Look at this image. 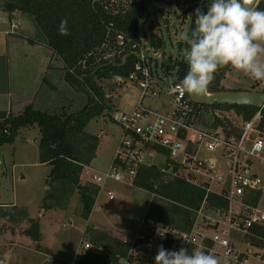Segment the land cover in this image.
<instances>
[{
    "label": "trees",
    "instance_id": "trees-1",
    "mask_svg": "<svg viewBox=\"0 0 264 264\" xmlns=\"http://www.w3.org/2000/svg\"><path fill=\"white\" fill-rule=\"evenodd\" d=\"M3 11L14 12L28 17L38 32L37 40L53 54L54 61L60 64L64 73L63 81L76 93L84 94L86 106L75 114L50 115L39 113L26 107L22 113L11 115L0 112V148L11 145L22 128L37 127L40 133L38 154L40 164L50 168L47 186L51 193L42 203L43 210H66L74 191L78 192L81 204L80 218L88 221L99 194L96 185H81L80 177L84 169L90 167L99 146L97 137L86 133L87 125L94 119L111 109L106 103L98 81L104 79H126L134 72L137 62L131 53L120 56L117 53L116 33L124 35L133 42H140V22H148L150 47L155 51L164 49L163 37L155 18L157 10L165 26L164 6L179 4L180 0H3ZM188 8L181 14L185 20L186 12H190V22L186 32L194 28L195 9L201 8L205 13L212 0H186ZM186 5V4H185ZM257 7L264 10V0H259ZM152 20H149L151 13ZM164 13V14H163ZM68 20V35L59 33L62 19ZM183 23V22H182ZM187 45L182 40L177 48V61L172 64L168 57L162 62L161 69L165 76L174 72L176 82L180 84L188 71L183 57V49ZM162 53V52H161ZM164 56V53H162ZM124 58L120 61V58ZM105 59V60H103ZM230 66L217 71L215 79L207 93L224 92L219 84ZM7 87L6 61L0 58V92ZM264 93V92H261ZM194 123L201 129L220 133L225 138L238 140L244 124L253 120L260 113V122L256 127V136L264 138V110L250 107L228 105H194ZM225 110L233 112L240 119V125L228 119H220L213 113ZM161 150L148 149L143 164L136 170L133 186L155 195L148 210V216L156 222L174 229L186 230L193 221L192 211L198 209L204 199L209 206L225 207V201L215 195L205 196V192L183 180L167 176L161 170V164L153 163ZM259 199L260 194H256ZM52 197L53 204L47 200ZM21 229L20 235L28 238L35 251L47 253L41 246L42 235L39 221L30 218L25 208L15 206L0 207V231L11 233ZM91 245L101 247L104 255L85 253L77 255L75 264H118L125 254L126 246L121 240L106 233L86 228ZM44 264H60L51 262Z\"/></svg>",
    "mask_w": 264,
    "mask_h": 264
},
{
    "label": "built area",
    "instance_id": "built-area-1",
    "mask_svg": "<svg viewBox=\"0 0 264 264\" xmlns=\"http://www.w3.org/2000/svg\"><path fill=\"white\" fill-rule=\"evenodd\" d=\"M0 23L8 25L9 34H14L20 26L3 10H0ZM115 37L116 55L128 52L137 62L128 78L114 80L136 83L141 94L130 114L117 111L111 114L112 121L122 131V139L109 169L91 173L85 168L83 173L91 175L93 185L99 189V184L107 181L133 186L136 170L143 164L146 151L158 149L164 153L158 154L163 157L161 170L164 174L203 190L206 197L215 195L225 201V207L209 206L205 198L201 206L192 211L193 221L186 230L171 228L145 215L135 236L121 240L126 251L118 264H155L154 257L161 245L169 251L184 248L189 254L199 248L216 256L220 264H264V207H259L264 178L255 170L264 167V138L255 133L260 113L244 124L238 140L199 129L194 123L193 104L188 94L181 91L174 72L158 82L153 81L145 56L150 52L147 44L141 38L139 43L133 42L120 33ZM146 97L154 101L167 98L168 110L160 113L143 107ZM218 148L221 149L220 157L228 161L226 181L216 174L221 159L218 162L202 155L203 152L212 154ZM256 194L261 197L256 199ZM106 195L110 201L114 200L110 191H106ZM154 198L155 195H151V202ZM85 253L104 255L101 247L81 241L75 257ZM74 259L70 264H75ZM52 260L46 257L45 262Z\"/></svg>",
    "mask_w": 264,
    "mask_h": 264
},
{
    "label": "rangeland",
    "instance_id": "rangeland-1",
    "mask_svg": "<svg viewBox=\"0 0 264 264\" xmlns=\"http://www.w3.org/2000/svg\"><path fill=\"white\" fill-rule=\"evenodd\" d=\"M184 1L186 0H180L179 4L172 3L171 6L166 5L163 7L165 11V14H163L169 19L167 26L163 23L161 13L158 10L155 14L163 37L164 49L162 51H155L150 47L147 31L148 22L145 25H142L144 21L140 22V38L150 48V52L145 56L148 65L152 69L153 81L158 82L159 79L165 78L161 69L163 61H166L168 57L172 58V64L177 61L178 44L183 40L182 34L187 31L191 16L190 12H186L185 20L182 19L181 14L189 6ZM1 3L0 1V10L3 9ZM154 13H151L149 20H152ZM31 23L33 22L31 21ZM32 25L36 30L34 23ZM38 35L36 30L35 36L38 37ZM161 52L164 53V56ZM155 53L157 56H154ZM123 59V57L120 58V61H123ZM97 85L100 86L106 103L109 104L110 102L111 109L108 112L105 111L107 120L101 117L97 122L91 121L86 127L87 133L100 137L96 156L89 168L91 173L92 171L101 173L109 169L111 158L114 157L122 139L120 127L116 123L109 122V120L112 121L111 114L116 111L130 114L139 101L141 94V90L136 83H117L113 79H104L98 81ZM219 86L224 92L230 93L264 92V81L250 78L231 67L225 73ZM60 93L61 89L59 88L56 99L61 95ZM167 102V98L154 101L146 97L142 101V106L162 113L159 104L164 103L168 107ZM0 106H3L2 100ZM76 106L75 103L72 104L71 112L80 110ZM66 113V111H60V114L57 115ZM213 114L220 119H228L240 125V119L233 112L221 110ZM39 139L40 133L37 127L22 128L19 130L14 142L11 145H5L1 150L4 153V170L1 171L0 168V206L14 205L19 208H29L31 217L41 218V231L44 234L42 244L45 248L51 249L54 258L68 261L67 263L59 262L60 264H70L75 254L78 253L79 243L81 241L88 242V238L83 232L86 228L106 233L119 240L133 238L140 221L145 215H148L151 194L132 185L113 181L99 184L101 188L96 198L95 207L86 222L80 218L81 204L77 191H74L66 210H41V204L43 201L45 202L51 191L47 186V176L50 168L41 165L38 159ZM220 150L218 148L212 154L203 152L202 155L215 158L218 162L221 159V165L216 174L226 181L228 178V161L220 157ZM162 161L163 157L158 155L154 158L153 163L160 165ZM255 170L259 177L264 178V167H256ZM80 184L93 185L91 175L83 173L80 177ZM106 191L112 193L113 201L108 199ZM261 196L260 208L264 207V191H262ZM53 202V198L50 197L46 203L52 205ZM95 208L98 210L95 211ZM41 215L44 217L42 218ZM24 228L25 226H21L15 229L14 233L0 231V264L45 263V257L35 251L34 244L28 238L20 235L21 229Z\"/></svg>",
    "mask_w": 264,
    "mask_h": 264
},
{
    "label": "clouds",
    "instance_id": "clouds-1",
    "mask_svg": "<svg viewBox=\"0 0 264 264\" xmlns=\"http://www.w3.org/2000/svg\"><path fill=\"white\" fill-rule=\"evenodd\" d=\"M194 14V28L182 34L188 66L180 82L182 92L206 94L225 66L264 81V10L253 6V0H212L206 13L198 7ZM59 33L69 34L67 18L61 20ZM154 259L155 264H220L216 256L199 248L189 254L187 249L169 251L162 245Z\"/></svg>",
    "mask_w": 264,
    "mask_h": 264
},
{
    "label": "crops",
    "instance_id": "crops-1",
    "mask_svg": "<svg viewBox=\"0 0 264 264\" xmlns=\"http://www.w3.org/2000/svg\"><path fill=\"white\" fill-rule=\"evenodd\" d=\"M0 1L3 6L4 1ZM7 16L9 18L16 19L20 26L14 34H9L8 25L6 23H0V58L5 59L6 61L7 78L6 91L0 92V103L1 100L3 103V106H0V112H6L15 116L22 113L26 107H31L35 112L50 115L60 114V111H66V115L75 114L81 111L87 104V98L84 94L76 93L64 83V73L60 70V64L54 61L52 52L36 39V30L32 25L33 23H31L32 20L17 12L7 14ZM261 61L264 62V56L261 57ZM59 88L61 89V95L56 99ZM73 103H75L77 105L76 107L80 110L71 112ZM159 107L162 108V112L168 110V107L165 106L164 103L159 104ZM101 117H104V120H107V117H105L104 114L93 121L97 122L101 119ZM109 122L113 121L109 120ZM88 134L92 135L90 133ZM95 137H97L98 140L100 138L99 136ZM3 147L0 148V153L2 154V164L4 161V153L1 151ZM69 204L70 201L68 206ZM40 208L43 210L42 204ZM26 210L28 211L30 218H33L31 217L29 208ZM97 210L98 209L95 208V211ZM43 217L44 216H42V218ZM33 219H37L39 221L43 241L44 234L41 231V218L37 217ZM85 230L83 232H85ZM41 246L43 249L47 250V253L36 252L43 255L45 257V261L46 257H51L53 258L51 262H68L59 258H54L51 254V249L45 248L42 242Z\"/></svg>",
    "mask_w": 264,
    "mask_h": 264
},
{
    "label": "water",
    "instance_id": "water-1",
    "mask_svg": "<svg viewBox=\"0 0 264 264\" xmlns=\"http://www.w3.org/2000/svg\"><path fill=\"white\" fill-rule=\"evenodd\" d=\"M259 0H253V6L257 7ZM170 82H174L173 79ZM166 82L165 84H167ZM190 101L194 105H228V106H243L264 110V93L255 92H222L216 94L206 93L200 96H192L188 94ZM0 168L3 171L2 154L0 153Z\"/></svg>",
    "mask_w": 264,
    "mask_h": 264
},
{
    "label": "bare ground",
    "instance_id": "bare-ground-1",
    "mask_svg": "<svg viewBox=\"0 0 264 264\" xmlns=\"http://www.w3.org/2000/svg\"><path fill=\"white\" fill-rule=\"evenodd\" d=\"M171 80V79H170ZM174 81V80H173ZM166 82H168V81H164V83H166ZM171 83H173V82H171ZM168 84V83H167Z\"/></svg>",
    "mask_w": 264,
    "mask_h": 264
}]
</instances>
